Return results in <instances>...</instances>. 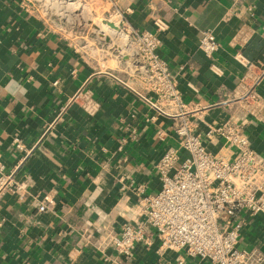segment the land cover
I'll return each mask as SVG.
<instances>
[{"label":"crops","instance_id":"crops-1","mask_svg":"<svg viewBox=\"0 0 264 264\" xmlns=\"http://www.w3.org/2000/svg\"><path fill=\"white\" fill-rule=\"evenodd\" d=\"M104 2L116 30L157 32L185 113L160 114L136 93L156 98L135 50L29 0H0V156L13 177L0 195V264H212L161 251L158 239L126 256L106 248L103 232L136 219L141 196L159 189L156 164L180 147L183 118L213 153L227 152L225 140L206 130L233 122L264 155V0ZM207 30L219 42L211 58L199 48ZM239 246L264 254V216L246 218Z\"/></svg>","mask_w":264,"mask_h":264},{"label":"built area","instance_id":"built-area-1","mask_svg":"<svg viewBox=\"0 0 264 264\" xmlns=\"http://www.w3.org/2000/svg\"><path fill=\"white\" fill-rule=\"evenodd\" d=\"M156 25L162 29L161 24ZM124 31L146 67L148 90L156 98L136 93L160 114L185 113L181 93L158 54L161 41L157 32L130 25ZM199 48L211 58L219 50V42L207 30L200 37ZM261 122L264 126V116ZM174 130L180 147L169 148L160 156L156 164L159 189L141 196L136 219L104 230L106 248L131 256L137 245H150L158 239L161 251H184L212 264H264L259 249L239 246L246 218L264 216V155L233 122L211 125L205 132L209 138H224L225 153L209 151L186 118L175 124ZM17 147L22 145L17 142ZM182 150L187 152L186 158H182ZM12 178L0 156V195ZM48 203L49 199L39 210L46 211Z\"/></svg>","mask_w":264,"mask_h":264},{"label":"rangeland","instance_id":"rangeland-1","mask_svg":"<svg viewBox=\"0 0 264 264\" xmlns=\"http://www.w3.org/2000/svg\"><path fill=\"white\" fill-rule=\"evenodd\" d=\"M63 1V2H62ZM65 0H29L31 8L44 12L52 19L64 25L76 26L87 32L90 31L91 37L100 38L102 42L119 47L124 53L132 54L135 50L133 44L126 32L117 30L116 33L110 32L102 35L99 30V21H114V12L108 9V5L104 0H69L71 2L79 3L78 8L70 9L66 6ZM59 5V6H58ZM119 29V28H118Z\"/></svg>","mask_w":264,"mask_h":264},{"label":"bare ground","instance_id":"bare-ground-1","mask_svg":"<svg viewBox=\"0 0 264 264\" xmlns=\"http://www.w3.org/2000/svg\"><path fill=\"white\" fill-rule=\"evenodd\" d=\"M64 2L67 3L66 6L68 8H70V9L71 8L72 9L78 8V6H79L78 5L79 3H77V2H71L69 0H65ZM102 20L99 21V27L104 31V33L102 35H105V34L110 33V32H113V33H116L117 32V30H116L117 27H116V25L112 21H108V20L102 21Z\"/></svg>","mask_w":264,"mask_h":264}]
</instances>
